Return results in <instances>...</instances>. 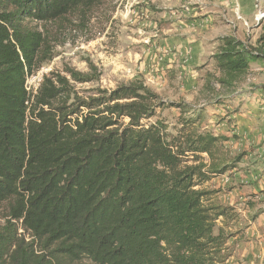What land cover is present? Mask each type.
<instances>
[{
  "label": "trees",
  "instance_id": "obj_1",
  "mask_svg": "<svg viewBox=\"0 0 264 264\" xmlns=\"http://www.w3.org/2000/svg\"><path fill=\"white\" fill-rule=\"evenodd\" d=\"M100 5L0 0V264H220L227 237L217 221L235 209L210 202L205 184L245 156L227 154L228 136L199 129L201 112L171 132L157 112L184 106L142 80L80 95L75 84L100 78L92 62L27 90L58 32ZM259 26L254 44L220 37L204 89L232 93L264 62Z\"/></svg>",
  "mask_w": 264,
  "mask_h": 264
},
{
  "label": "rangeland",
  "instance_id": "obj_2",
  "mask_svg": "<svg viewBox=\"0 0 264 264\" xmlns=\"http://www.w3.org/2000/svg\"><path fill=\"white\" fill-rule=\"evenodd\" d=\"M224 1L228 4L221 3ZM185 2L197 12L204 13L202 17L205 18L221 13L225 7L231 11L235 22L240 21L246 26L247 20L249 27H260L254 19V13L258 11L255 0H251L246 17L235 0H101L100 7L93 11L88 22L74 19L71 25L58 32L54 56L29 78L31 86L36 82L33 80L35 77H43L50 71H62L65 66L88 72L89 62L97 66L100 78L75 84L82 96L93 95L98 88L111 90L121 83L142 80L166 104L173 102L184 106L182 109L185 111L178 106L158 110L157 118L165 121L171 132L176 133L181 127L182 117H195L201 112L204 120L199 129L228 136L225 144L229 156L245 153L238 167L225 174L227 177L235 178L238 171L247 174L252 167L264 175V62L253 63L250 73L237 83L234 92L228 94L217 83L212 85L213 91L203 87L206 73H214L213 59L197 67L199 74L190 79L180 73L175 63L170 66L171 53L178 47L175 45L173 48L171 38L181 37L175 36L177 32L170 28L177 20L173 16L184 9L182 5ZM258 5L264 11V0H259ZM224 19L220 17V20ZM190 31L183 34L186 40ZM260 32L261 27L249 33L250 36L246 34V42L254 44ZM218 97H223L225 103L219 104ZM205 159H208L206 155ZM210 181L205 184L206 189L212 191L210 202L235 209L232 219L220 218L217 221L227 237L220 264H264L257 258H246L256 239L251 231L246 230L264 231V190L251 194L246 192V200H241V196L232 191L236 185ZM260 213L262 223L258 224Z\"/></svg>",
  "mask_w": 264,
  "mask_h": 264
},
{
  "label": "crops",
  "instance_id": "obj_3",
  "mask_svg": "<svg viewBox=\"0 0 264 264\" xmlns=\"http://www.w3.org/2000/svg\"><path fill=\"white\" fill-rule=\"evenodd\" d=\"M235 1L237 2V4H239L240 9L242 10L244 16L245 13H249V10L247 8L248 6L251 5L252 3L251 0H241L240 1L241 3H239L238 0ZM221 3L228 4V1H224ZM182 7L184 9H181L180 13L175 14L173 16L174 18H177V20H175L171 24V28H170L171 31L177 32L175 33V36L176 35L181 36L178 38L170 37L171 38L170 43L173 45V48L176 47L175 45H178L176 51L174 53H171L172 59L170 60L172 61V63L170 66H173L175 63V66H177L180 73L188 75L189 79L191 76H197L199 74L200 70L197 69V67H201L203 64L207 63L210 59H212V55H214V53L217 50V47L220 44L218 40L219 37L232 34L235 35L237 38L246 42L245 39L246 34L249 35V33L251 32L253 33L256 29L260 28L259 27L253 29L252 27L254 25L248 28L244 26V24H242V22L240 21L235 22L231 18V11L226 9L225 7L223 8L222 12L220 11L221 13L210 14L209 17L207 18L202 17L204 16L203 15L204 13L197 12L194 8H191L190 5H188V2H185L182 5ZM222 16L225 18L224 19L225 21L220 20V17ZM244 16H242V18L246 20L245 18L246 16L245 17ZM187 31H190L191 34L188 33L189 36L187 37L186 40L183 37V34H186ZM194 32L196 33L194 34ZM213 40L215 41L212 43ZM253 63L256 62H252V64ZM241 104L242 103L239 102V105ZM242 120L245 121V119ZM250 157H252V154H250ZM238 164H240V162ZM252 168L253 169H251L247 174H241V171L235 172L236 175L235 178L227 177L225 175L228 173L227 172L224 175H221L216 178H212L211 181L214 182L223 181L224 184L236 185L237 187L234 188L232 191L239 194L241 196L240 197L241 200L242 199L246 200L245 198V195L247 194L246 192L251 194V193L262 192L264 190V175L260 174L258 170H254V167ZM232 181L235 182L232 183ZM238 183L248 184V185L245 186L238 185ZM231 204L233 205L234 203L232 202ZM238 210H241V208H238ZM258 217L259 218H257V223L261 224L262 213H260V216ZM253 223L255 225L256 222L254 221ZM246 231L247 232L251 231L252 236L253 235L256 236V239L254 240V244L250 247L246 258L248 260L249 259L253 260L257 258L260 260V262L264 263V231L260 232L259 230L255 231L254 229L246 230Z\"/></svg>",
  "mask_w": 264,
  "mask_h": 264
},
{
  "label": "built area",
  "instance_id": "obj_4",
  "mask_svg": "<svg viewBox=\"0 0 264 264\" xmlns=\"http://www.w3.org/2000/svg\"><path fill=\"white\" fill-rule=\"evenodd\" d=\"M256 2H257V4L255 5L256 6V8H258V11H257V13L255 14V16H254V19H255V23L256 24H258L259 25V23H260V21L264 18V11L262 10V9H260L259 8V5H258V1L259 0H255ZM239 18H242L241 16L239 17ZM245 25L249 28V24H248V22L247 21H245ZM31 76H33V75H31ZM31 76H29L28 77V79H27V90L29 91V92H31V93H36L37 92V89H38V87H39V85H40V82H41V80H42V75L40 76V77H35L33 80L34 81H36V82H34V86L32 87L31 85H32V83H30V80H29V78L31 77Z\"/></svg>",
  "mask_w": 264,
  "mask_h": 264
}]
</instances>
